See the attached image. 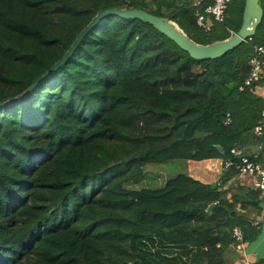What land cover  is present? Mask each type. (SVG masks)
Instances as JSON below:
<instances>
[{
  "label": "trees",
  "instance_id": "1",
  "mask_svg": "<svg viewBox=\"0 0 264 264\" xmlns=\"http://www.w3.org/2000/svg\"><path fill=\"white\" fill-rule=\"evenodd\" d=\"M210 3L0 0V102L37 82L99 10L141 9L208 45L238 31L244 7L205 31L197 17ZM254 46L264 19L254 37L201 61L140 19H100L0 108V264H223L234 228L242 241L253 235L220 184L180 172L135 185L151 164L233 159L264 123L261 82L239 90Z\"/></svg>",
  "mask_w": 264,
  "mask_h": 264
},
{
  "label": "crops",
  "instance_id": "2",
  "mask_svg": "<svg viewBox=\"0 0 264 264\" xmlns=\"http://www.w3.org/2000/svg\"><path fill=\"white\" fill-rule=\"evenodd\" d=\"M257 89L264 98V78ZM262 126L264 127V123ZM260 138L261 136L256 135L255 132L250 133L243 138L237 148L264 167V139L260 140ZM185 163V172L192 178L204 184H220L225 197L229 201H234L235 210L247 222L245 228H251L250 232L253 236L242 241L240 245L232 244L224 254L223 264H264V191L254 188L256 176L241 174L236 170V172L228 171L224 168V160L221 158L189 160ZM226 174L229 176L221 183Z\"/></svg>",
  "mask_w": 264,
  "mask_h": 264
},
{
  "label": "water",
  "instance_id": "3",
  "mask_svg": "<svg viewBox=\"0 0 264 264\" xmlns=\"http://www.w3.org/2000/svg\"><path fill=\"white\" fill-rule=\"evenodd\" d=\"M108 15H118L123 18L140 19L147 22L175 42L182 50L187 52L192 59L201 61L220 58L254 37L264 19V9L262 8L260 0H244L242 22L238 31L233 32L227 39L219 40L208 45H200L191 40L176 23L168 18L157 16L141 9L113 8L109 10H99L89 24L80 31L70 48L59 61L25 92L5 102H0V108L16 103L31 92L40 80L50 75L64 63L83 36L94 27L100 19ZM262 137L264 139V132ZM214 206L215 204H212L209 209H212Z\"/></svg>",
  "mask_w": 264,
  "mask_h": 264
},
{
  "label": "built area",
  "instance_id": "4",
  "mask_svg": "<svg viewBox=\"0 0 264 264\" xmlns=\"http://www.w3.org/2000/svg\"><path fill=\"white\" fill-rule=\"evenodd\" d=\"M211 3L206 7L205 12L198 15L197 24L205 31H210L212 24L224 23L227 17V10L231 0H209ZM250 71L244 83L239 87V90H244L252 85L262 81L264 78V46H254V55L249 60ZM264 117V111L262 112ZM231 118L229 114L226 116L225 124H229ZM263 125V124H262ZM259 125L255 129V134L262 136L263 126ZM233 159L224 160L223 166L225 169L233 168L241 174L256 176L254 188L264 191V167L244 155L242 150L237 147L231 149ZM233 238L236 240V245H240L243 239L242 231L239 228H234L232 232Z\"/></svg>",
  "mask_w": 264,
  "mask_h": 264
},
{
  "label": "rangeland",
  "instance_id": "5",
  "mask_svg": "<svg viewBox=\"0 0 264 264\" xmlns=\"http://www.w3.org/2000/svg\"><path fill=\"white\" fill-rule=\"evenodd\" d=\"M240 6L241 0H231L228 6V20H233V18L238 14ZM185 167L186 163L182 160H172L162 164L148 165L145 169L146 173L144 178L136 184L135 187H160L169 177H173L180 172H185Z\"/></svg>",
  "mask_w": 264,
  "mask_h": 264
}]
</instances>
